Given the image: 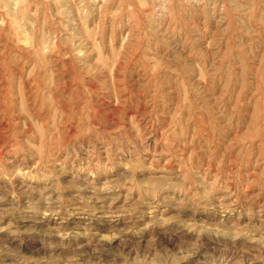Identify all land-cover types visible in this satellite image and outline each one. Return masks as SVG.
Instances as JSON below:
<instances>
[{"label":"rangeland","instance_id":"obj_1","mask_svg":"<svg viewBox=\"0 0 264 264\" xmlns=\"http://www.w3.org/2000/svg\"><path fill=\"white\" fill-rule=\"evenodd\" d=\"M0 264H264V0H0Z\"/></svg>","mask_w":264,"mask_h":264}]
</instances>
